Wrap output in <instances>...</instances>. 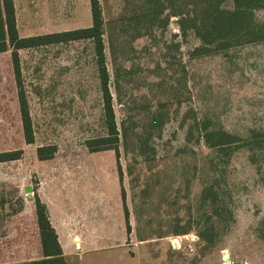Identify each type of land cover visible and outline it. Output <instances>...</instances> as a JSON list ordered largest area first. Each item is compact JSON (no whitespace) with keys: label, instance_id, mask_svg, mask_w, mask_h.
Instances as JSON below:
<instances>
[{"label":"rangeland","instance_id":"rangeland-1","mask_svg":"<svg viewBox=\"0 0 264 264\" xmlns=\"http://www.w3.org/2000/svg\"><path fill=\"white\" fill-rule=\"evenodd\" d=\"M99 2L117 157L86 146L107 135L92 40L19 51L30 145L22 136L11 49L0 54V152L22 150L20 159L0 163V222L21 214L12 243L0 236V263L14 253L15 238L14 260L42 258L36 219L31 223L38 190L52 206L57 191L74 196L78 211L96 198L91 216L101 234L116 238L125 229L123 189L134 240H147L133 253L161 257L168 241L160 239L172 235L174 247L179 243L173 264H264V41L196 53L203 44L192 24L214 20L218 3L233 9L232 0ZM43 8L34 25L17 27L20 38L91 25L88 0H46ZM45 15L51 26L40 25ZM252 18L263 25L264 10ZM203 126L252 141V149H211ZM42 146H55L52 159H38ZM28 187L32 193L24 192Z\"/></svg>","mask_w":264,"mask_h":264},{"label":"trees","instance_id":"trees-1","mask_svg":"<svg viewBox=\"0 0 264 264\" xmlns=\"http://www.w3.org/2000/svg\"><path fill=\"white\" fill-rule=\"evenodd\" d=\"M92 24L88 28L77 29L61 33L45 34L33 37L20 38L17 33L15 22V11L12 0H0V53L11 49V67L16 88V98L22 136L25 144L34 143V133L32 121L29 113L26 92L24 90L22 74L19 62L18 50L36 48L51 44L63 43L90 39L93 42L98 79L102 97V109L104 125L107 135L86 142L87 148L91 152L103 150H114L118 156V129L115 121L112 95L109 90V74L105 65L103 35V18L99 0H89ZM233 9L225 10L216 4L211 16L214 20L204 21L200 25L194 23L191 28L201 40L203 47L196 50L202 54L205 50L245 43H256L264 41V24L259 25L253 20L254 11L264 10V0H232ZM180 18L179 28L183 36L186 29ZM204 140L211 149L220 151H234L240 148L252 149L253 142H244L240 138L230 136L222 130H209L208 126H203ZM56 153L55 146H42L37 148L36 154L39 160L52 159ZM22 150L0 152V163L16 161L21 158ZM120 180H122L121 170L118 167ZM121 198L123 203L126 232L130 233L129 213L125 204V194L122 189ZM34 208L36 224L39 230L42 258L38 260L22 262L18 264H68L63 257L61 247L58 243L57 234L49 221L47 208L36 194H34Z\"/></svg>","mask_w":264,"mask_h":264},{"label":"crops","instance_id":"crops-1","mask_svg":"<svg viewBox=\"0 0 264 264\" xmlns=\"http://www.w3.org/2000/svg\"><path fill=\"white\" fill-rule=\"evenodd\" d=\"M12 1L15 11L16 28L19 26L34 25L35 21L40 18L36 12L44 10L43 5L46 2V0ZM90 16L89 3V8H87V22H90ZM40 25L51 26L52 24L49 16L45 15ZM19 51L20 50H18V55ZM36 193L39 200L46 205L49 221L57 234L58 243L67 263L68 260L72 258L77 264H173V250L178 251L177 249L179 248L176 246L174 247L173 241L169 239L172 238V235L160 239L164 242L166 240L168 241L165 242V245L161 249V257H151V255L147 253H133L131 250L132 247H136V249L140 248L142 247L141 243L147 240H134V230L131 228L128 234L125 232L126 227L124 230L119 228V235H117L116 238L101 234L98 229V224L94 222L91 216L92 204L96 203V198L91 199V197H89V202L88 199H86L90 205H84L83 211H78L75 206L74 196H67L66 194H62V191H57L56 195L58 196L52 206L48 196L42 193V189L38 190ZM19 215L21 214L18 212L5 214L0 222V236L10 237V244L12 243L11 237H17L18 235L19 224L17 219ZM35 219L34 211L31 214V223H34ZM22 225H26V223ZM14 244L15 247L10 249L14 251V253L12 252L9 254V261L1 262L0 264H18L39 259L30 258L21 261L14 260L17 259L18 256L16 238L14 239ZM40 251H42L41 247ZM11 255L13 258H11Z\"/></svg>","mask_w":264,"mask_h":264},{"label":"water","instance_id":"water-1","mask_svg":"<svg viewBox=\"0 0 264 264\" xmlns=\"http://www.w3.org/2000/svg\"><path fill=\"white\" fill-rule=\"evenodd\" d=\"M24 192H25V193H32L33 190H32V188L28 187V188H26V189L24 190Z\"/></svg>","mask_w":264,"mask_h":264},{"label":"built area","instance_id":"built-area-1","mask_svg":"<svg viewBox=\"0 0 264 264\" xmlns=\"http://www.w3.org/2000/svg\"><path fill=\"white\" fill-rule=\"evenodd\" d=\"M192 240V239H191ZM176 247H178L179 248V243L176 245Z\"/></svg>","mask_w":264,"mask_h":264}]
</instances>
